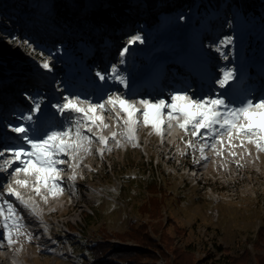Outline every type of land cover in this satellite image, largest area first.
I'll use <instances>...</instances> for the list:
<instances>
[{
  "label": "rangeland",
  "instance_id": "obj_1",
  "mask_svg": "<svg viewBox=\"0 0 264 264\" xmlns=\"http://www.w3.org/2000/svg\"><path fill=\"white\" fill-rule=\"evenodd\" d=\"M54 1L0 0L1 102L5 103L7 100L4 98H9L14 93L12 89L14 83L8 81L9 74L13 77L20 74L26 75L24 67L29 60L27 50L14 44V41L4 40L3 24H6L8 13L21 14L24 17L23 21L21 20L22 23L40 24L42 29L48 31L47 33H52V30L60 31L63 25L54 20L55 12L51 5ZM66 1L69 0H63L62 3ZM77 1L81 5L84 4L82 0ZM176 2L178 0H169L171 5L162 7L158 4L156 10L153 9L150 12L147 9L145 11L144 3L140 4L137 0H131V6L135 7L131 15L122 14L117 18H111L112 16L103 18L106 16L104 14L106 11L98 0H86L83 7L71 0L66 7L68 9L70 6L69 10L72 11L74 19L65 23L63 30L74 29L76 26L86 27L91 32L99 29L97 34L99 36L100 33H107L108 29L117 27L120 20L121 24L125 25L134 19L141 21L146 18L149 19V26L153 27L156 35L154 38H145V41L170 39L180 25L188 23L192 15L194 16L198 4L195 0L192 5H186L182 10L172 12V9L177 7ZM259 2L260 0H253V6L257 8L254 10L251 7L246 14V23L252 27L254 34L258 32V28L262 29L264 26V6ZM108 3L114 5L112 0ZM108 3L107 6H109ZM146 3L149 5L151 1L147 0ZM50 23L58 28L49 29ZM135 27V24H129L128 32L125 30L122 34L134 32V29H137ZM25 37L30 40L35 37V34L25 33ZM252 114L255 118L254 113ZM122 131L126 129L119 124L111 128V132ZM109 133L107 129L102 134ZM117 139H121V146L115 147L113 143H110L109 147L112 150L104 154L103 160L99 158L97 152L88 159L86 163L88 171L83 174V180L74 183L75 188L71 189L73 192L68 189L69 193H66L69 196L67 208L45 224L47 229L41 225L38 226L34 217L27 214L24 208L16 205L24 218L23 222L41 239L29 241L26 235L13 234L16 243L11 247L6 243L0 246V264H14L12 257L14 252L19 251V243L22 264H93L89 259L87 248L100 241L101 230L109 233L122 232L126 229L130 218L142 220L136 213L137 207L144 200L146 180L155 178L159 180L163 189L162 193L166 195L163 218L165 221L172 218L178 225L188 229V237L178 239L181 244L192 242L212 246L215 243L229 249L233 256L248 250L250 254L246 264H255L251 243L255 239L264 215V156L262 153L255 164L245 160L243 156L245 168L242 167L241 171H232L228 179H220L216 183L215 180L198 181L193 180L192 176L189 177L187 167L192 163L184 157L182 150L160 147L155 138L144 139L137 147L124 142L120 136H117ZM100 147L97 144V149ZM251 152L254 153L252 150ZM255 153L259 152L255 150ZM205 169H207L206 173L211 170L209 165ZM245 170L248 172L245 173ZM87 215L90 217H86ZM2 232L3 229H0V239H2ZM52 240L56 243L53 244ZM109 242L117 247L124 245L114 239ZM37 245H40L42 250L38 251ZM126 246L132 247L133 244L130 242ZM49 248L54 251H48ZM155 264H164V262L160 260Z\"/></svg>",
  "mask_w": 264,
  "mask_h": 264
},
{
  "label": "snow or ice",
  "instance_id": "obj_2",
  "mask_svg": "<svg viewBox=\"0 0 264 264\" xmlns=\"http://www.w3.org/2000/svg\"><path fill=\"white\" fill-rule=\"evenodd\" d=\"M12 39L20 43L17 38ZM135 42L144 41L139 34L131 36L128 44L120 50L119 64L126 63V54ZM232 42L233 38L226 36L215 45V50L220 53L221 59H228L231 50L225 52L223 49L226 44ZM22 43L24 46H30L27 39ZM40 55L43 56V53ZM41 67L46 71L53 70L52 65L47 62ZM236 74L237 70L234 67L220 69V76L215 83L218 88L225 90L223 92L212 89L207 94H197L190 87L177 88L170 91L167 97L141 98L134 102L126 92L110 91L95 98L82 97L79 93L69 92L57 98L55 102H49L50 108L54 110L52 114L59 116V122L54 127H45L42 120L45 116L42 106L47 101V97L26 94L30 107L16 116L17 123L7 125V130L15 134V138L9 137L8 143L0 142V159H3L0 173L4 174L0 176V229H3L0 246L6 243L11 247L16 243L13 234L26 235L29 241L41 239L39 235L29 230V226L23 222L24 218L17 210L18 204L28 210L29 215L35 212L16 188H28L40 195V187H36L40 185L47 188L49 195L52 194L53 189H59L60 193H63L66 182L60 173L66 169L62 166L68 165L73 173L68 180L75 181L77 178L75 169L80 166L83 159L80 154L90 155L93 143L101 146L96 150L101 160L106 152L112 150L109 147L110 143L115 147L121 146V139H117V136L137 147L134 127L140 123L139 117H142L143 124L151 126L157 135L162 134L161 125L167 122V127L170 128L171 121H176L184 134L192 138L188 141V147L197 150L199 145L200 158L198 161L194 160V163L207 161L205 149L214 151L216 155H222V152L216 151V148L217 144L223 147L221 137L224 136H227L229 141L246 138L248 143L255 145L258 152H264V111L255 117L259 123L253 122V114L250 111L257 108L264 110V96L246 97L239 102L230 99L227 88L229 82L236 79ZM96 76L101 82L112 81L125 89L128 87L127 77L122 75L118 64H113L107 71L98 70ZM135 103H139L142 108H136ZM111 111H118L120 116L116 118V122L119 124L122 117L123 123L129 127L128 131L102 134L109 125L96 113L109 114ZM240 143L242 146L244 139H241ZM230 154L235 155L234 152ZM9 169L11 172L8 171ZM21 174L25 177H35L34 182L20 179ZM4 177H7L11 183H6ZM67 187L74 189L75 184H68ZM41 227L47 229L46 225ZM49 239L51 240L50 237ZM51 242L56 243L54 240ZM37 250H42L40 245H37ZM47 250L54 251L52 248Z\"/></svg>",
  "mask_w": 264,
  "mask_h": 264
},
{
  "label": "trees",
  "instance_id": "obj_3",
  "mask_svg": "<svg viewBox=\"0 0 264 264\" xmlns=\"http://www.w3.org/2000/svg\"><path fill=\"white\" fill-rule=\"evenodd\" d=\"M62 1L55 0L51 4L58 21L73 20L72 11L66 7L71 0L65 3H62ZM74 1L83 7L86 0H82L83 5L77 0ZM98 1L106 11V15L112 17H118L122 14L131 15L135 8L131 6V0H112L114 2L113 6L108 3L110 0ZM146 1L137 0L140 4L141 2L144 3L146 9L150 12L153 9L156 10L158 4H161V7L171 5L169 0H149L151 1L149 5ZM194 1L178 0L176 2L177 7L173 8L172 12L182 10L186 5H192ZM196 1H198L197 9L199 14H201L207 5L215 7L219 0ZM231 1L238 3L244 13L250 11L251 7L254 10L257 8L253 6V0ZM107 3L109 6H107ZM259 3L264 6V0H260ZM144 190V200L139 204L136 211L142 220L137 221L135 218H130L126 229L122 232L109 233L106 230H101L99 234L100 241L91 244L87 248L89 259L93 264H155V262L160 260L164 264H246L250 254L248 250H244L238 256H233L230 254L229 249L222 248L215 243L212 246L207 244V246H203L202 243L192 242L181 244L178 239L187 238L188 229L178 225L172 218H168L166 221L163 218L166 195L162 193L163 189L159 180L156 178L154 180H146ZM70 228L73 229V227ZM111 239L124 244L123 247L111 244L109 242ZM130 242L133 246H126ZM251 244L255 264H264V215L255 239Z\"/></svg>",
  "mask_w": 264,
  "mask_h": 264
},
{
  "label": "built area",
  "instance_id": "obj_4",
  "mask_svg": "<svg viewBox=\"0 0 264 264\" xmlns=\"http://www.w3.org/2000/svg\"><path fill=\"white\" fill-rule=\"evenodd\" d=\"M99 2V1H98ZM70 4V3H69ZM17 7V6H16ZM70 6L68 7V9ZM146 11V8H144ZM29 10V9H28ZM106 14V13H104ZM128 15V14H123ZM153 15V14H151ZM107 16V17H106ZM103 18H110L111 16L106 15ZM73 18V17H72ZM114 18V17H111ZM117 18V17H115ZM133 18V17H132ZM24 17L20 14H11L8 13L6 24H3V31H4V40H11L14 41L12 38L15 37L20 43L14 41V44L20 46L23 50H27L28 52V59L25 65V73L26 75L22 76L25 78V81L20 86L19 84L14 83V89L16 93H21L23 89H25L26 83L29 82V79L32 75L37 73V68L42 61L48 62L52 65V71H46L42 68V72L46 73V77L51 79L53 86L59 87V85H63L64 83L67 87H72L71 91L74 93H84L85 87L88 86L92 82H98L99 78L96 76V73L92 75L91 78H86L82 76L79 67L73 66V64H68V60L75 56H80V52L90 55L89 60L84 63L83 69H89V73L92 72L93 69L102 68L106 65V62L109 61L111 54H115L117 49L121 46L122 48L126 45L124 42H128L131 36L136 35L138 28L142 25L139 24L140 21L138 19H134L133 21L127 22V24L118 23L117 27L108 29L107 33H100L99 36V29L98 32H91L86 29V27H79L76 26L74 29L67 28L63 30L65 27V23H69L70 21L59 20L57 16H54V20L58 23L63 25V28L60 31L52 30V33H47L46 29H42L40 24L33 23V22H24L22 23ZM74 19V18H73ZM64 21V22H63ZM141 21L147 23L146 25L149 29H153L150 25L149 19H141ZM64 23V24H63ZM51 24V23H50ZM49 24V25H50ZM129 24H135L137 29L132 33L127 34V28ZM36 25V26H34ZM76 25V24H75ZM99 25V24H97ZM32 26H34L33 29ZM93 27V24L91 25ZM58 28L50 25L49 29ZM90 29V28H89ZM95 29V28H94ZM127 31L125 35L122 34V31ZM63 34H62V32ZM25 33H32L35 34L33 39H28L25 37ZM44 37L43 41H40ZM97 37V38H96ZM113 37V38H111ZM24 39H28L30 46H24L22 41ZM120 41H123L121 44ZM98 43H100L98 47ZM13 44V45H14ZM46 46V47H45ZM91 46V47H90ZM30 48V50H29ZM35 50V51H34ZM104 50V53H102ZM43 53V56L40 54ZM69 58V59H68ZM65 71H72L77 74L78 80L75 81H66L64 79ZM22 83V82H21ZM84 83V85L82 84ZM21 86H23L21 88ZM19 87V88H18ZM18 88V90H17ZM11 89V90H12ZM25 91V90H23ZM4 92V91H2ZM9 98H4L7 100L5 103L4 101H0V106H6V103L9 102ZM13 119V118H12Z\"/></svg>",
  "mask_w": 264,
  "mask_h": 264
},
{
  "label": "bare ground",
  "instance_id": "obj_5",
  "mask_svg": "<svg viewBox=\"0 0 264 264\" xmlns=\"http://www.w3.org/2000/svg\"><path fill=\"white\" fill-rule=\"evenodd\" d=\"M99 4H101V3L99 2ZM224 6H225V5H224ZM76 10H78V9H76ZM234 12H235V10H234ZM233 23H235V19H234V21L232 22V24H233ZM237 23H238V21H236V24H237ZM33 28H34V26H32L31 29H33ZM188 28H189V27H187V28H183V30H182V38L180 39V43L182 44V52L180 53V55H181V57H184L186 61H187V59H188V52H187V47L185 48L184 45H185L186 42L188 41V39H187V37H186V35H187L186 33H187V31H188ZM177 29H178V28H177ZM231 29H233V28H231ZM222 33H223V32L220 33V37H222V35H221ZM234 33L236 34L235 31H234ZM223 36H224V37H226V36H230V34H228L227 32H224V33H223ZM235 36H236V35H234V36L232 37L233 40H234ZM42 39H44V37H42ZM234 44H235V43L232 42L231 44H226L225 47H226L227 49H232V47L234 46ZM99 45H100V43H98V47H99ZM185 46H186V45H185ZM13 47H14V45H13ZM139 51H140V52H143V55L147 54L146 51L144 52V49H140ZM232 51H233V50H232ZM263 51H264V49H263ZM102 53H104V50H102ZM233 53H234V55H238L236 50H234ZM111 55H112V54H111ZM178 56H179V55H178ZM181 57L175 58L174 60L179 59V58L181 59ZM233 59H234V58H233ZM128 60H129V58H128V56H126V63H124V64H120L121 67L125 68V67L129 64ZM162 62H164L163 57H159L158 60L156 61V63L154 64V66H152V67L146 72V75L143 76L142 78H144V77H148V78H152V77H154L155 72L157 71V67H158ZM232 63H234V64H236V65L239 64V62H236V61H233ZM142 78H141V79H142ZM141 79H140V80H141ZM8 81H10V82H12V83L19 84V85H17V86H20V85H21L20 83H21V82H24V81H25V78H23L22 76L13 77L12 74H9ZM9 86H11V85H9ZM12 86H13V85H12ZM231 86H233V85H231ZM119 90H120V88H118V91H119ZM229 91H230V87L227 88V93H229ZM21 100H23L22 97H21ZM79 106H81V107H85V105H79ZM109 107H111V106H109ZM43 111H44V113H45V116L42 117V120H43L44 125L47 126V125H46V122H48V126H50V127H54V126H56V125L58 124V122H59V116H54V115L52 114V113L54 112V110L50 111V110H49V106H47V107H45V109H44ZM262 111H263V110H262ZM262 111H260V113H261ZM116 112H118V111H111L110 114H111L112 116H115V113H116ZM260 113H258V114L254 113V117H256L257 115H259ZM96 114H97V113H96ZM255 122L258 123L259 121L255 119ZM171 124H172V126H171L170 128L167 127V122H166L165 124L161 125V127H162V132H167V133H170V134H171V136H169V137H170L171 140H172V139H174L175 134H176L177 131H178V126H177V125H174L172 121H171ZM127 126H128V125H127ZM168 139H169V138H168ZM21 175H22V178L27 179L29 182H33L34 179H35V177H25L23 174H21ZM209 177H211L212 180H220V178H221V177H219V175H218L216 172H212V173L209 175ZM222 178H224V179H228V178H229V173H228V172L223 173V177H222Z\"/></svg>",
  "mask_w": 264,
  "mask_h": 264
}]
</instances>
